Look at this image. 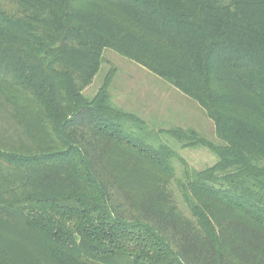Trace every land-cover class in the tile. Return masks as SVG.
I'll return each mask as SVG.
<instances>
[{
    "label": "trees",
    "instance_id": "1",
    "mask_svg": "<svg viewBox=\"0 0 264 264\" xmlns=\"http://www.w3.org/2000/svg\"><path fill=\"white\" fill-rule=\"evenodd\" d=\"M8 2L0 264H264V0ZM105 48L197 103L214 138L117 107L111 70L86 97ZM163 135L216 162L193 169Z\"/></svg>",
    "mask_w": 264,
    "mask_h": 264
},
{
    "label": "rangeland",
    "instance_id": "2",
    "mask_svg": "<svg viewBox=\"0 0 264 264\" xmlns=\"http://www.w3.org/2000/svg\"><path fill=\"white\" fill-rule=\"evenodd\" d=\"M0 6L9 8L10 5L8 0H0ZM109 70L112 77L108 90L112 103L117 107L136 114L154 129L192 127L209 139L214 138L213 123L197 103L166 81L108 48L103 50L98 73L83 90L86 97L96 93ZM162 142L172 147L195 170L216 162V154L207 147H180L176 139L167 135L162 136ZM173 165L180 174L182 165L177 160Z\"/></svg>",
    "mask_w": 264,
    "mask_h": 264
}]
</instances>
